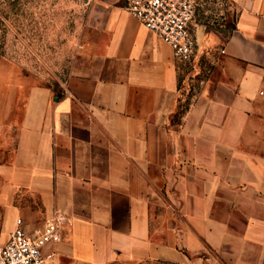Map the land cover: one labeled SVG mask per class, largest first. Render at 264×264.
<instances>
[{
	"label": "crops",
	"instance_id": "crops-1",
	"mask_svg": "<svg viewBox=\"0 0 264 264\" xmlns=\"http://www.w3.org/2000/svg\"><path fill=\"white\" fill-rule=\"evenodd\" d=\"M83 1L64 83L0 57V245L58 214L55 264H264V0L194 26L190 64L127 0Z\"/></svg>",
	"mask_w": 264,
	"mask_h": 264
},
{
	"label": "rangeland",
	"instance_id": "rangeland-1",
	"mask_svg": "<svg viewBox=\"0 0 264 264\" xmlns=\"http://www.w3.org/2000/svg\"><path fill=\"white\" fill-rule=\"evenodd\" d=\"M190 1L196 8L194 26L234 27L230 0ZM86 12L83 0H0V57L39 82L64 83L84 36Z\"/></svg>",
	"mask_w": 264,
	"mask_h": 264
},
{
	"label": "built area",
	"instance_id": "built-area-1",
	"mask_svg": "<svg viewBox=\"0 0 264 264\" xmlns=\"http://www.w3.org/2000/svg\"><path fill=\"white\" fill-rule=\"evenodd\" d=\"M127 12L170 46L176 60L190 64L197 55L195 5L190 0H127ZM224 52V51H222ZM64 217L56 215L44 228L27 231L23 220L6 244L0 245V264H55L52 246L61 242Z\"/></svg>",
	"mask_w": 264,
	"mask_h": 264
}]
</instances>
